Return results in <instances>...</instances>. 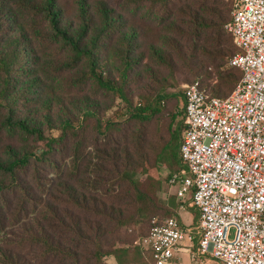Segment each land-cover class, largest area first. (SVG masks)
Instances as JSON below:
<instances>
[{
	"label": "trees",
	"instance_id": "trees-1",
	"mask_svg": "<svg viewBox=\"0 0 264 264\" xmlns=\"http://www.w3.org/2000/svg\"><path fill=\"white\" fill-rule=\"evenodd\" d=\"M180 2L176 15L170 0H124L116 9L108 0H0V264H154L141 245L152 222L182 224L176 194V203L159 201L154 171L185 169L184 97L167 92L147 60L173 72L161 44L171 45L194 67L189 84L211 97H227L242 73L229 65L239 50L222 0ZM145 3L142 17L171 18L166 32L185 47L135 19ZM45 43L67 57L57 65L42 58ZM51 68L70 88L89 82L108 99L66 97L48 83ZM144 76L157 88L131 93Z\"/></svg>",
	"mask_w": 264,
	"mask_h": 264
},
{
	"label": "built area",
	"instance_id": "built-area-1",
	"mask_svg": "<svg viewBox=\"0 0 264 264\" xmlns=\"http://www.w3.org/2000/svg\"><path fill=\"white\" fill-rule=\"evenodd\" d=\"M228 1L225 29L239 50L229 65L240 69L241 79L224 98L209 96L198 81L182 86L185 169L168 175L167 183L179 211L198 212L199 248L192 260L264 264V0ZM191 233L169 217L153 221L141 245L154 264H178Z\"/></svg>",
	"mask_w": 264,
	"mask_h": 264
},
{
	"label": "rangeland",
	"instance_id": "rangeland-1",
	"mask_svg": "<svg viewBox=\"0 0 264 264\" xmlns=\"http://www.w3.org/2000/svg\"><path fill=\"white\" fill-rule=\"evenodd\" d=\"M108 1L112 5V7L116 9L118 7L117 5H119L120 3L122 4L124 0H108ZM170 1H171L170 6H167V7L170 11H172L173 14L177 15L176 9L181 6V2L180 0H170ZM222 2L224 4L222 7L223 17H224V21L226 24L230 20V17H231V5L224 0H222ZM147 4L148 3H145L143 6H140L139 8L140 11L136 13L135 19L142 18L143 22L146 23L148 26H150L154 31H157L158 33L165 35V36H170L172 38L173 45L181 44L183 47H185L188 44L187 41H185V39L176 36L175 32L174 33L166 32L168 31L167 30L168 21L171 18L167 22L163 21L162 23L158 24L155 21L150 20L149 18L147 20L142 17L145 12L146 7L148 6ZM158 16H161V13H158ZM224 29H225V25H224ZM152 35L154 36V41L156 42L157 36L154 33H152ZM161 46H162V49L168 54V57L171 59L173 72L169 71L163 64L161 65L156 62H151L150 60H147V62H149V64H151L152 66L151 68L157 74H159V78L162 79V83L165 82L172 86V87H168L167 92H169L170 94H175V95L181 94L182 86L184 84H189V82L194 80L190 75V69L194 67L193 66L190 67L184 61L177 58L175 54V50L171 45L161 44ZM40 54L42 55V58L44 59L56 61L55 65L59 64L61 60L67 57L66 53L61 48V45L57 43H49V44L45 43V46L42 48V52H40ZM192 61L194 62V60ZM199 63H201V61L197 60L196 65ZM80 64L81 66L78 68L79 71L83 70L84 68L83 63H80ZM54 67L55 66H53L52 68ZM51 73L53 76H51V79L49 80L48 83L54 89L58 90L57 92L64 94L66 97L72 96L74 94L76 95L91 94L94 98H97L98 100L106 101L108 99L104 94H102L101 91H99L96 87H94L92 83L86 82L80 85L79 87L72 89L69 86H67L65 83H62V80H61L62 76L56 75L55 70L52 69ZM73 73L74 72L72 71V72L64 74L63 76L72 77L71 75H73ZM210 84H213V83L211 82ZM135 85L132 87V89H130L131 93H134L136 88L137 89L144 88L145 90H148V91H153L152 88L154 89L157 88V85L154 82H151L148 76H144L143 83H140L139 85L138 84H135ZM171 102L173 103L174 100H171ZM179 108H181V104H179L178 110ZM178 120L179 121L182 120L181 117H178ZM156 168L157 169L154 172H156L157 178H159V180L161 181V189L158 193L159 201L163 204H166L168 203L169 200L174 199V202L176 203V200L173 196V189L167 183L169 169L160 164H158ZM49 187H51V185ZM175 212H176V215H173V216H178L182 224L189 227V229L192 232L191 234L193 237L192 243L186 244V246L184 247L185 253L183 257L180 258V260L178 261V264H199L197 261L192 260L190 257L191 252H194V253L197 252L196 249L195 250L193 249L195 248L197 240L199 239L198 234H197V232L199 231L198 219L194 221L195 213L197 211L193 208H186L185 211H179V209H176ZM155 218H158V217H155ZM147 229H148V226L147 224H145L141 226L140 229H138V232L140 233V235H143L147 231ZM127 232L132 233L131 231H127ZM233 234H234V231L231 230L230 239L232 238ZM107 264H116V263L113 258H108ZM211 264H215V263H211Z\"/></svg>",
	"mask_w": 264,
	"mask_h": 264
},
{
	"label": "crops",
	"instance_id": "crops-1",
	"mask_svg": "<svg viewBox=\"0 0 264 264\" xmlns=\"http://www.w3.org/2000/svg\"><path fill=\"white\" fill-rule=\"evenodd\" d=\"M173 189V188H172ZM173 193H175L174 192V189H173ZM185 251V249L183 248L182 250H180L179 252H178V256H179V258H182L183 257V255H184V252ZM109 258H112V257H109ZM180 260V259H179ZM107 261H108V258L106 259V264H107ZM115 261V260H114ZM116 263V262H115Z\"/></svg>",
	"mask_w": 264,
	"mask_h": 264
}]
</instances>
